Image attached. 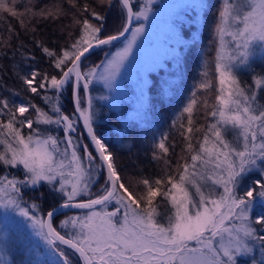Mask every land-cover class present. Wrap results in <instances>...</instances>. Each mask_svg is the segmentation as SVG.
<instances>
[{"label":"snow or ice","instance_id":"obj_1","mask_svg":"<svg viewBox=\"0 0 264 264\" xmlns=\"http://www.w3.org/2000/svg\"><path fill=\"white\" fill-rule=\"evenodd\" d=\"M152 3L65 0V6L39 12L26 8L19 13L15 0H11L12 6L0 0V14L18 17L21 27H26L22 17L31 12L45 20L71 15L75 29V34L68 32L71 43L59 49L34 38L58 74L33 71L22 77L31 93L45 92L43 99L50 105L51 115L31 102L10 107L8 100L0 99V114L8 116L6 122L0 120V164L22 169L19 179L0 177V264H10L4 257L13 246L23 253V264H74L77 256L83 264H241L243 258L251 264H264V258L257 261L254 255L258 248L264 257V103L258 98L264 91V74L255 75L252 85L242 86L236 71L244 67L255 72L249 62L257 55L255 42L264 53V0H224L216 32L221 50L226 46L225 36L231 37L234 49L227 56L217 54L218 94L213 104L207 99L202 102L205 118L210 117L211 122L206 128L195 126L198 99L193 93L183 109L187 126L181 124L190 160L178 164L176 174L167 175L166 180L157 178L153 184L143 179L145 191L141 193L126 186L115 153L94 127L96 113L88 93L94 82L110 92L118 91L117 78L145 31L140 21L148 19ZM117 8L119 27L109 31L108 17ZM134 21L137 26L132 30ZM8 30L14 31L11 25ZM129 31L131 38L114 55L88 65L95 49L113 44ZM69 86L75 112L65 114L61 99ZM211 87L207 80L199 85L203 90ZM49 90L52 96L46 94ZM81 93L87 107L81 105ZM30 109L36 112L35 120L25 116ZM81 120L86 137L77 131ZM34 123L60 126L63 137L42 136L33 129ZM25 127L33 131L25 135ZM202 129V136L196 137ZM156 146L168 152L164 139ZM102 175L104 183L96 187ZM165 183L169 187L163 189ZM44 185L60 202L37 216L41 205L24 201L21 189ZM217 188L222 191L218 193ZM161 195L171 206L164 222L158 219L161 214L154 205ZM85 196L88 199H82ZM69 208L89 211L61 220L58 227L66 230L62 232L54 226L55 218ZM14 229L19 230L15 235ZM26 229L43 241L47 251L31 244ZM11 264H15L14 257Z\"/></svg>","mask_w":264,"mask_h":264},{"label":"trees","instance_id":"obj_2","mask_svg":"<svg viewBox=\"0 0 264 264\" xmlns=\"http://www.w3.org/2000/svg\"><path fill=\"white\" fill-rule=\"evenodd\" d=\"M6 2H9L10 6H12L11 0H6ZM79 2L81 4H94L95 0H79ZM219 3L220 0H204L202 8H192L189 13L187 12L189 20L187 24L183 23L184 25L181 27L185 31V36L183 42L178 45L179 52L174 57L175 62L170 64L168 60L163 66L158 67L159 71L155 73V81L148 83L145 104H142L143 107L138 108V111L134 109L137 114H132L127 119H124L123 123L121 121L100 122L94 119V127L97 128L98 133L102 135L105 142L109 145L110 150L115 153L117 168L121 176H125L130 180L138 179L142 181L143 179H148L150 183L154 184L157 178L166 180L167 175H175L178 171L177 164L179 163L174 157V152L177 144L181 146L187 141L185 142L184 136L180 135L177 123L175 127L171 125L164 137H162L165 147L168 148L167 153L162 152L156 146L158 142L154 137L165 128V125L168 126L169 121L173 119V113L180 105L181 98L185 90H187L188 84L193 82V78L198 72L197 51L198 48L202 47L205 49L206 47L207 49V46H209ZM56 5L65 6V0H15V8L19 13H25L26 8L39 12L41 9L47 10ZM22 18L26 27H21L18 17H12L9 13L0 14V99L8 100L10 107L31 102L37 107L48 111L51 115L50 105L46 104L43 99L45 92L41 90L38 94L31 93L23 83L22 77L30 75L33 71L48 73L49 75L58 74L59 70L53 69L50 58L40 50L34 42V38L51 49L66 47L71 43L68 32L72 31L75 34L71 15L61 17L59 20L51 18L45 20L40 16L34 17L31 12H28ZM119 23L117 8L108 17L107 26L109 31H115L119 27ZM9 25L14 29L13 32H9ZM33 28L35 29L34 32L32 31ZM17 33L19 34L18 39L16 38ZM115 44L95 49L87 61L88 65H93L100 61L107 52L106 50L113 45L115 46ZM257 72L256 75L263 74L264 65L260 64ZM254 76L246 81L243 79L244 81H241V85H250ZM46 94L49 96L53 95L51 90ZM258 98L261 103H264V91L259 93ZM129 102V100L124 103L121 102L119 109H131L132 111V107H128L130 106ZM61 105L65 114L74 112L72 108V88L70 86L63 93ZM6 112L7 110H5ZM25 116L35 120L36 112L34 109H30L28 113H25ZM0 120L6 122L8 116L0 114ZM209 122H211L210 117L206 119L203 128H206ZM33 129L39 131L42 136L59 134V136L63 137L61 128L57 125L34 123ZM31 131L33 130L26 127L23 129L25 135ZM201 132H203V129ZM0 150H3V145H0ZM10 170L11 167H5L0 164V176L8 177V172H11V175L14 173L17 178L21 177L20 168H16L14 172ZM9 178L13 177L9 176ZM101 183H103V179ZM44 187L27 188L28 202L36 201L40 204V212L42 213H45L50 206L60 202L56 193L50 192L46 185ZM161 187L166 189L169 186L165 183ZM82 199L86 200L88 198L83 197ZM154 205L158 206V212L161 214L158 219L161 222L164 221L165 214L171 210L169 201L161 195L156 198ZM110 208L111 206L109 205L108 210ZM82 210L85 209L65 211L56 216V223L64 215L77 211L84 212ZM36 247L43 250L41 246L36 245ZM13 253L12 258L14 257L15 264H23V253L18 247ZM254 255L257 261L264 258L258 248ZM73 260L74 264H83L78 257H73ZM241 264H251V262L247 258H243Z\"/></svg>","mask_w":264,"mask_h":264},{"label":"rangeland","instance_id":"obj_3","mask_svg":"<svg viewBox=\"0 0 264 264\" xmlns=\"http://www.w3.org/2000/svg\"><path fill=\"white\" fill-rule=\"evenodd\" d=\"M204 0H153L151 5V11L148 14L147 20H141L140 23L144 24V33L138 37L136 44L133 47L132 54L129 56L128 61L125 62V68L121 70V76L117 78L118 82V91L110 92L108 89L104 88L103 85L99 82H94L90 86V90L88 95L92 97L93 111L96 113L94 119L96 121H109V122H118L122 123L132 114H137L138 108L143 107L144 102L147 99V87L150 81L154 82L156 78V74L159 71V66H163L165 62L168 60L170 64L174 61V57L178 54L179 49L178 45L183 42V38L185 36V31L181 29L184 24H187L189 17L187 12L189 13L194 5L202 4ZM134 4L139 5L144 3V0H133ZM224 0H220V3L217 8V14L214 18L215 22L212 28V35L209 41V46L207 49L198 48L197 51V60H198V72L193 78V82L188 84L187 90H185L180 105L174 111L172 120L169 121L168 126L165 125V128L158 134L155 135L156 141L159 143L164 137L168 128L177 123V129L180 130V135L183 129L181 128V124L187 126V114L183 113L184 107L188 104L189 100L193 98V93L196 94V98L198 99V104L194 110V120L195 126L201 127L204 126L206 118H205V109L202 106V102L204 99L209 101V104H213L215 102V96L218 94L217 89L219 87L218 83V73L215 71V65L217 63V54L218 52L221 55L227 56L234 49V46L231 44V37L225 36L226 46L223 50H221L220 38L216 32V24L218 22V12L223 7ZM117 10V9H116ZM116 13V12H115ZM184 23V24H183ZM137 26V23L134 21L131 25V29L134 30ZM131 38V31L127 33L124 39L120 42L116 43L115 46H111L106 50L107 52L102 56L101 60L95 64H99L105 57H111L114 55L119 49H121ZM107 48V47H105ZM253 48L257 49V55L250 57L251 68L255 69V72L251 71V69L240 67L236 69L237 74L239 76L240 81H246L252 76L256 75L258 72L259 65H264V53H260L259 51V42H255L253 44ZM207 53V54H206ZM212 53V54H211ZM167 59V60H166ZM253 61H255L253 63ZM94 65V64H93ZM91 66V65H89ZM207 73V76L204 73ZM263 73V72H262ZM264 74V73H263ZM245 76V78H244ZM244 79V80H243ZM205 80L210 81L212 87L209 90H203L199 88L200 83ZM241 82V84H242ZM253 84V80H251V84ZM243 86H248L244 84ZM102 97H109V99H102ZM81 105L85 107V95L81 93L80 96ZM130 101L128 104L132 107L128 110H121L119 106L121 102ZM143 104V105H142ZM135 109V111H134ZM102 114V115H101ZM175 119V120H174ZM54 125V124H53ZM104 126V125H103ZM60 127V126H58ZM78 133H81L80 125H77ZM62 135L63 132L61 131ZM202 132L196 133V137H201ZM74 133L73 135H76ZM58 135V136H57ZM229 138H231V133L228 134ZM56 137H61L59 134L55 135ZM86 142V141H85ZM186 142V140H185ZM193 144L196 145V139H193ZM187 143V142H186ZM186 143L183 145H178L174 152V157L178 161L179 164L184 163L185 159L190 160V154L185 151ZM64 144H61V148L63 149ZM162 151V150H161ZM178 165V164H177ZM16 168H11L10 171L15 170ZM8 172V178L16 177L13 173ZM22 176V169L19 172ZM0 177H3L0 176ZM126 186H129L131 190L136 192H144L145 186L138 179H127L125 176H121ZM17 178V177H16ZM21 178V177H20ZM10 179V178H9ZM12 179V178H11ZM19 179V178H17ZM104 176L100 178L99 183L96 187H99L101 181ZM101 183V184H103ZM210 183V182H209ZM48 188L49 186L46 185ZM96 187L92 190L96 191ZM43 188H45L43 186ZM27 188H22L21 191L23 193L24 201L28 202L29 197L27 196V192L25 191ZM194 192V189H190ZM221 188H217V192H221ZM87 197V196H85ZM88 198V197H87ZM80 199V198H78ZM36 202V201H35ZM31 203V202H28ZM109 211L112 210L113 205H111ZM87 210V209H85ZM99 210V208H97ZM87 211L84 212H72L64 215L62 218H59L55 226L58 227L59 222L69 216H83ZM0 212H3L0 209ZM44 213L38 211L36 213L37 216H41ZM14 215V214H13ZM20 219L19 217H16ZM165 220V219H164ZM164 222V221H162ZM59 228V227H58ZM60 230V228L58 229ZM18 229H14V235L18 232ZM30 234V241L33 246H41L43 251H47L46 245L43 241L36 236L34 233H31V229H26ZM61 231H66L61 229ZM16 251V247L13 246L11 248L10 253L4 257V259L8 260L11 264L13 252Z\"/></svg>","mask_w":264,"mask_h":264},{"label":"water","instance_id":"obj_4","mask_svg":"<svg viewBox=\"0 0 264 264\" xmlns=\"http://www.w3.org/2000/svg\"><path fill=\"white\" fill-rule=\"evenodd\" d=\"M130 27H131V26H130ZM126 35H127V33L125 34V36H126ZM125 36H124V37H121L118 41H115L113 44L120 42L122 39L125 38ZM85 107H87V100H86V97H85ZM72 108H73V110H74V112H75V107H74V102H73V93H72ZM79 125H80V128H81V131H82L83 135L86 137V132H85L84 129H83V121H82V120L80 121ZM86 142H88V141L86 140ZM97 207H98V206H97ZM70 210H79V208L62 209L60 214H62V213L65 212V211H70ZM46 212H47V211H46ZM46 212H45V213H46ZM60 214H58V215H60ZM58 215H57V216H58ZM77 257H78V256H77ZM81 262H82V261H81ZM82 263H83V262H82Z\"/></svg>","mask_w":264,"mask_h":264},{"label":"flooded vegetation","instance_id":"obj_5","mask_svg":"<svg viewBox=\"0 0 264 264\" xmlns=\"http://www.w3.org/2000/svg\"><path fill=\"white\" fill-rule=\"evenodd\" d=\"M86 141V140H85ZM27 192V189L25 190Z\"/></svg>","mask_w":264,"mask_h":264},{"label":"bare ground","instance_id":"obj_6","mask_svg":"<svg viewBox=\"0 0 264 264\" xmlns=\"http://www.w3.org/2000/svg\"><path fill=\"white\" fill-rule=\"evenodd\" d=\"M82 211H85V210H82ZM87 211V210H86Z\"/></svg>","mask_w":264,"mask_h":264}]
</instances>
